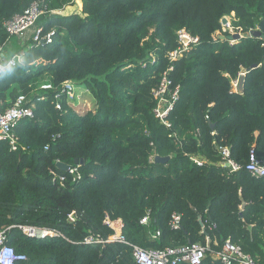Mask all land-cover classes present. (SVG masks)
<instances>
[{"label":"trees","instance_id":"obj_1","mask_svg":"<svg viewBox=\"0 0 264 264\" xmlns=\"http://www.w3.org/2000/svg\"><path fill=\"white\" fill-rule=\"evenodd\" d=\"M33 1L0 0L1 45L13 38L5 22ZM41 1L47 11L74 4ZM232 13V24L248 32L264 20V0H82L79 13L40 18L41 34L51 32L52 41L30 43L23 59L37 62L0 76L3 107L19 93L36 103L34 117L16 127L19 148L0 141V231L27 256L16 264H137L134 246L201 243L218 250L228 238L264 261V179L245 168L251 149L264 159V48L259 38L234 45L214 38ZM182 28L199 40L171 62L168 51L178 47ZM171 66L181 98L167 127L153 112L152 90ZM241 72L244 89L234 91ZM43 76L54 88L36 91L33 83ZM68 80L90 90L89 108L64 101L56 108ZM219 146H229L242 168L224 165ZM157 155L169 160L156 162ZM58 161L78 166L82 177L74 179ZM174 213L181 216L177 229L170 225ZM107 214L123 220L128 243L110 239ZM25 227L63 235L37 238ZM89 235L104 242L86 243ZM201 264L222 262L209 251Z\"/></svg>","mask_w":264,"mask_h":264},{"label":"built area","instance_id":"obj_2","mask_svg":"<svg viewBox=\"0 0 264 264\" xmlns=\"http://www.w3.org/2000/svg\"><path fill=\"white\" fill-rule=\"evenodd\" d=\"M63 10V9H62ZM62 10L47 11L42 5L41 0H34L31 5L20 14H16L10 20L6 21L4 27L10 36L16 37L26 33L29 29L34 28L40 17L46 15L47 12L63 14ZM260 29L259 26L256 28H250L248 32H245L241 27H235L231 21L227 20L226 24H222L221 31L214 34V38L220 37L221 35L227 36L239 32L243 38L253 37V30ZM42 30L38 27L32 34L31 40L33 44L39 45L40 43L51 42L52 33L42 35ZM178 36V47L168 51V57L171 62H174L179 57L188 53L193 46H195L199 40L198 37L193 36L186 28H182L177 31ZM262 40V47L264 48V38L258 37ZM231 45H234L237 40H228ZM14 57L23 58V53L15 52L12 55H7L0 44V65L5 64L9 59ZM173 70V66L169 70L162 74L159 84L153 88L152 95L156 100V106L153 109L155 116L167 127L171 126L170 115L175 109L177 102L181 98V86L174 84L169 76V71ZM4 73L0 71L1 74ZM245 74L241 72L240 76L232 80L234 91H239L240 77ZM54 85L48 81L40 86V89L47 90L53 89ZM90 90L86 87L76 84L72 80H68L63 84L61 91L56 95L57 104L56 108L62 109V102H66L69 107L74 110H83L84 107H79L78 103H81V99L90 95ZM46 96L40 95L37 100L45 99ZM85 102L86 99H85ZM83 102V103H85ZM35 102L31 97H28L24 93H19L17 98L8 106L3 107V102L0 101V141H8L11 150H17L19 148V139L16 134V127L25 118L34 117ZM88 108V107H87ZM219 151L222 156V163L230 167L231 171L239 170L242 168L241 165L237 164L231 157V149L229 146H219ZM192 161L201 165L202 160L191 157ZM59 162V161H58ZM246 170L253 176L262 177L264 179V159L257 156L254 149H251L249 161L245 165ZM70 175L74 179H80L82 174L78 166L70 167L68 169ZM57 180L63 183L66 180V175L55 174ZM75 211L70 214V220L75 221ZM151 220V212L148 211L145 216L141 219V223L148 225ZM105 222L114 229V233L110 237L113 240H121L128 243L122 233L123 220L112 219L108 214L106 215ZM171 227L177 229L181 227V216L174 213L170 220ZM204 226V225H203ZM23 231L31 236L37 238H46L48 236H62L63 234L51 228H35L25 227ZM161 231L157 230L152 235L153 238L160 236ZM208 240H211L208 236ZM86 243H101L104 242L99 238L89 235L85 238ZM217 244V241H215ZM211 251L217 258L220 259L222 264H264V261L259 257H254L250 253H247L243 248L233 242L230 238L226 239L218 250L212 249L210 244L203 245L201 243L184 244L176 247H166L161 249L156 248H142L134 246L133 256L137 264H201L207 253ZM25 254L17 253L14 247L7 243V236L5 232L0 231V264H16L17 260H26Z\"/></svg>","mask_w":264,"mask_h":264},{"label":"water","instance_id":"obj_3","mask_svg":"<svg viewBox=\"0 0 264 264\" xmlns=\"http://www.w3.org/2000/svg\"><path fill=\"white\" fill-rule=\"evenodd\" d=\"M226 23H227V17H224L222 19V24H226ZM252 35L254 37H256V38H258V37L264 38V20H262L260 22V29L253 30L252 31ZM221 38L222 39H227V40H237V41H239L243 37L241 36V34L239 32H236V33H233V34H228L227 36L221 35ZM253 67H256V65L253 66ZM245 76H246V72H245V74H243L240 77V84H239L240 91H242L244 89V86H245ZM210 126L212 128H214L215 127V124L210 121ZM168 160H169V157H164V156H159V155H157L155 157V161L156 162H159V163H166ZM79 162L83 163L84 160L83 159H81V160L76 159L75 160V163H79ZM58 166H60L64 171H68V169L70 168V165H68L66 163H63V162H58ZM200 222L203 225V222L201 220H200Z\"/></svg>","mask_w":264,"mask_h":264},{"label":"rangeland","instance_id":"obj_4","mask_svg":"<svg viewBox=\"0 0 264 264\" xmlns=\"http://www.w3.org/2000/svg\"><path fill=\"white\" fill-rule=\"evenodd\" d=\"M81 11H82V0H74V4H72L71 7L69 6L68 8H66V9L64 8L62 10V12H63L64 15H66V14H72V13H76V12L79 13ZM233 17H234V14L232 13L231 16H228L227 17V20L232 21L233 20ZM256 26H259L260 27L259 24H257ZM38 27H39V24H37L34 28L29 29L28 32L34 31ZM2 47H3V50L5 52H8L7 43L2 44ZM49 80H50L49 77H46V76L41 77L40 79H38L36 82L33 83L34 89L36 91L42 90V89H40V86L42 84L48 82ZM85 99H86L87 102H85ZM93 100H94V97L90 94V95L86 96L84 99H81L80 100L81 103H78V105H79V107L81 105V107H84V108H87L88 107L89 108L92 105ZM83 102H85V103H83Z\"/></svg>","mask_w":264,"mask_h":264},{"label":"crops","instance_id":"obj_5","mask_svg":"<svg viewBox=\"0 0 264 264\" xmlns=\"http://www.w3.org/2000/svg\"><path fill=\"white\" fill-rule=\"evenodd\" d=\"M69 6L65 7L68 8ZM71 7V5H70ZM41 18V17H40ZM39 18V20H40ZM38 20V22H39ZM34 30V29H33ZM35 31V30H34ZM34 31L31 32H26L23 33L22 35L13 37L11 40L8 41L7 46H8V52L7 55H12L15 52H20L23 53L22 51L31 43L32 44V40H31V36L33 34Z\"/></svg>","mask_w":264,"mask_h":264},{"label":"clouds","instance_id":"obj_6","mask_svg":"<svg viewBox=\"0 0 264 264\" xmlns=\"http://www.w3.org/2000/svg\"><path fill=\"white\" fill-rule=\"evenodd\" d=\"M32 44H33V41H32ZM33 46H34V44H33ZM37 60H38V58H37ZM37 60H32V61L26 62L23 58L14 57L12 59H9L5 64L0 65V71H3L5 73H12L13 71H15L17 66H23L26 63L31 65L32 63L37 62Z\"/></svg>","mask_w":264,"mask_h":264}]
</instances>
